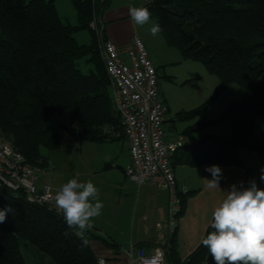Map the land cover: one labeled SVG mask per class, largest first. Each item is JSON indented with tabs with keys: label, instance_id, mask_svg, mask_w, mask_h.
<instances>
[{
	"label": "trees",
	"instance_id": "obj_1",
	"mask_svg": "<svg viewBox=\"0 0 264 264\" xmlns=\"http://www.w3.org/2000/svg\"><path fill=\"white\" fill-rule=\"evenodd\" d=\"M55 1L0 0V136L38 168L47 164L42 149L60 145L59 134L48 124L51 115L64 117L68 125L60 126L78 141L111 140L105 129L119 127L96 38L88 26L93 14L102 16L109 0H70L75 24L61 21ZM146 2L167 44L175 47L183 60L202 62L206 71L218 78L209 101L232 83L240 85L244 93L219 117L201 120L184 132L188 135L228 120L229 136L200 135L176 150L170 162L176 157V162L190 167L243 166L239 149L264 154V140L253 132L255 118L264 117V0ZM83 29L91 34L89 44H79L75 38ZM82 60L90 65L87 73L79 69ZM201 110L180 111L176 116L189 120ZM191 194L178 193L181 210ZM9 205L13 211L0 223V264H25L20 252L25 241L56 264H99L88 234L85 246L60 212L29 203L22 193L0 189V210ZM212 230L209 224L203 238ZM174 244L172 236L169 264L215 263L201 242L181 262Z\"/></svg>",
	"mask_w": 264,
	"mask_h": 264
},
{
	"label": "crops",
	"instance_id": "obj_2",
	"mask_svg": "<svg viewBox=\"0 0 264 264\" xmlns=\"http://www.w3.org/2000/svg\"><path fill=\"white\" fill-rule=\"evenodd\" d=\"M143 4L144 0H109V6L103 12L101 21L105 37L112 39L121 50L130 47L133 35L140 37L154 65L153 62L158 61L159 58L156 53L150 52L151 42L146 28L134 26L128 14L130 6L140 7ZM55 6L57 9L56 3ZM196 118L190 119L193 123L189 125L175 124L176 121L169 114L167 106L164 123L165 141L180 139L184 147L200 135L211 134L212 132L208 131L210 126L188 135L184 134L186 128L199 122ZM261 122L264 131V121ZM108 130L111 129L106 128L105 132ZM254 134L264 139L261 134ZM98 143L104 146L103 158L98 163L92 164L93 171L86 181L91 180L99 189V198L104 208L102 214L95 218L94 225L87 234L93 254L98 259H103L105 264H132L127 254L131 245L150 252L156 245L155 230L159 225L166 235L172 232V236L175 237L176 256L182 262L200 244L211 222L214 208L226 197L232 185L247 188L249 182L254 180L258 188L264 189V180L260 178L264 175L262 172L264 154L249 155L252 153L241 152L250 161L243 162V166L207 164L190 167L176 162V157H173L171 167L177 186L183 187V194H192L187 197L175 219L174 227H171L167 224L168 193L158 190L149 183L137 186L127 178L124 169L130 164V154L126 139L120 137ZM212 165H217L221 169L219 189H209L206 186L207 180L213 179L206 168ZM66 182L54 186L49 184L53 188L54 196ZM104 240L112 243L113 246L107 245ZM20 252L25 264H56L47 254L27 241L21 242ZM201 264L215 263L204 261Z\"/></svg>",
	"mask_w": 264,
	"mask_h": 264
},
{
	"label": "built area",
	"instance_id": "obj_3",
	"mask_svg": "<svg viewBox=\"0 0 264 264\" xmlns=\"http://www.w3.org/2000/svg\"><path fill=\"white\" fill-rule=\"evenodd\" d=\"M88 26L95 35L119 117L118 129L108 130L107 139H126L130 164L124 172L131 182L137 186L149 183L168 193L167 224L174 227L181 210L178 193L184 189L177 186L170 160L183 141L164 139L167 105L158 90L156 69L140 37L133 35L130 47L121 50L112 39L103 36L101 17L93 14ZM37 171L38 167L28 163L0 136V189L22 193L29 203L57 211L53 188L38 183ZM155 235L157 242L150 252L130 246L127 254L132 264H169L167 251L172 232L166 235L159 225ZM98 262L105 264L101 258Z\"/></svg>",
	"mask_w": 264,
	"mask_h": 264
},
{
	"label": "rangeland",
	"instance_id": "obj_4",
	"mask_svg": "<svg viewBox=\"0 0 264 264\" xmlns=\"http://www.w3.org/2000/svg\"><path fill=\"white\" fill-rule=\"evenodd\" d=\"M55 3L61 21L75 24L76 12L70 0H56ZM146 3L144 0L143 7L146 6ZM152 22H156L153 14ZM150 26L151 22L144 28H146L151 42L150 52L156 53L159 58L158 61L153 62L158 78V90L167 103L169 114L174 117L175 124L189 125L193 123L190 119H178L176 115L180 111L196 110L202 107V110L196 115V120H213L221 115L231 101L242 99L244 94L242 87L232 83L225 86L209 101L218 84V78L209 74L202 62L183 60L180 52L175 47L168 45L161 33L157 36L151 35ZM75 38L79 44H89L91 34L88 30L83 29L75 33ZM89 67L90 65L83 60L79 64L82 73H87ZM254 121V133L261 134L260 136L264 138L261 122L264 121V117H257ZM48 124L54 127L59 134L60 145L56 149H42L41 153L47 158V164L38 168V183L54 186L73 178L85 182L93 171L92 164L102 160V147L104 146L97 142L78 141L73 138L60 126V124L68 125V121L60 115H51ZM208 131L212 132L211 134L227 137L231 132V124L228 120H220L211 125ZM241 152L247 154L249 152L245 149L238 150L242 163H249L250 161Z\"/></svg>",
	"mask_w": 264,
	"mask_h": 264
},
{
	"label": "clouds",
	"instance_id": "obj_5",
	"mask_svg": "<svg viewBox=\"0 0 264 264\" xmlns=\"http://www.w3.org/2000/svg\"><path fill=\"white\" fill-rule=\"evenodd\" d=\"M128 14L134 26L143 28L151 22L152 36L162 31L159 23L152 22V13L147 7L130 6ZM206 171L213 176L207 180V188L219 189V166L212 165ZM260 178L264 180V175ZM55 207L72 234L86 246L85 233L92 229L95 218L104 208L99 189L91 180L69 179L56 192ZM12 211L11 205L0 210V223L5 222L7 213ZM210 227L213 230L206 234L201 244L215 264H264V189L258 188L254 180L247 188L232 185L214 208Z\"/></svg>",
	"mask_w": 264,
	"mask_h": 264
}]
</instances>
